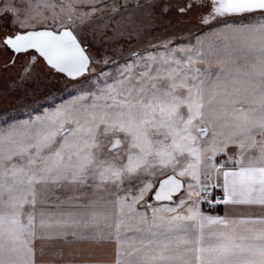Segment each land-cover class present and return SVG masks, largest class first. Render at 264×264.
I'll return each mask as SVG.
<instances>
[{
    "label": "snow or ice",
    "instance_id": "6c2138e0",
    "mask_svg": "<svg viewBox=\"0 0 264 264\" xmlns=\"http://www.w3.org/2000/svg\"><path fill=\"white\" fill-rule=\"evenodd\" d=\"M0 99V264H264V0H0Z\"/></svg>",
    "mask_w": 264,
    "mask_h": 264
},
{
    "label": "rangeland",
    "instance_id": "374dc122",
    "mask_svg": "<svg viewBox=\"0 0 264 264\" xmlns=\"http://www.w3.org/2000/svg\"><path fill=\"white\" fill-rule=\"evenodd\" d=\"M6 104L14 105L15 101H13L11 99H8V100L0 99V109H3ZM22 112H23V109H18L16 114L20 115Z\"/></svg>",
    "mask_w": 264,
    "mask_h": 264
}]
</instances>
